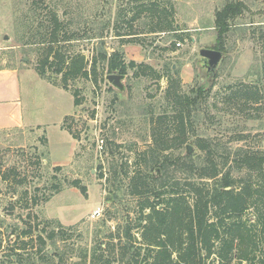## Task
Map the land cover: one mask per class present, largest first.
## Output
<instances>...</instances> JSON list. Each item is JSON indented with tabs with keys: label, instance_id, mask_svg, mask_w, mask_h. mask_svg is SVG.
<instances>
[{
	"label": "rangeland",
	"instance_id": "obj_1",
	"mask_svg": "<svg viewBox=\"0 0 264 264\" xmlns=\"http://www.w3.org/2000/svg\"><path fill=\"white\" fill-rule=\"evenodd\" d=\"M233 1L0 0V69L35 72L42 48L33 44L38 40L33 37L37 23L27 28L25 18L39 15L41 19L52 11L64 18V12L69 11L74 18L73 28L82 38L69 45L70 53H80L90 61L98 55L99 47V40L93 36L102 32L105 36L102 48L108 55L119 51L125 63L143 64L155 72L148 77H136L135 71L129 70L123 75V89L119 90L105 80L108 74L98 66L96 81L90 77L69 84L68 92H77L80 101L76 112L65 121V127L79 139L76 156L69 166L59 169L51 166L47 148L45 157L43 139L36 140L32 135L27 140L17 139L12 132L8 137L0 135V264H16L14 254L21 256L23 264H89L88 258L99 244L108 245L110 253H114L112 258H116L120 247L127 243L123 231L135 223L139 203L144 198L130 196L124 181L117 183V193L110 192L114 184L107 183L106 178L124 162L127 171H132L134 156L151 145V118L165 108L169 110L164 99L168 68L178 71L181 91L196 97L198 105L196 119L189 128L190 140L180 154L185 155L186 146H190L192 151L186 156L195 159L202 155L194 145L197 138L213 144L214 156L219 161L238 147L264 152V102L257 110L227 100L236 87L251 86L258 79L264 49L257 38L260 28H264L259 27L264 25V0H238L245 10L223 38L224 56L210 84L200 75L199 50L218 51L215 14ZM145 4L172 9L173 27L179 29L177 35L147 34L150 27L145 17L130 26L126 21L112 30L118 10L125 9L128 20L129 9L139 10ZM107 21L109 28L105 27ZM131 32L139 33L135 39L138 43L120 46L122 41L116 34ZM175 36H181L183 41ZM62 48L65 52L66 48ZM47 75L46 78L59 83L60 76L51 72ZM38 82L32 86L31 97L35 102L42 97ZM26 99L31 102L28 95ZM60 105L64 113L73 111L70 96L60 100ZM31 109L29 105L26 113ZM241 137L243 141H235ZM73 181L86 188L85 197L71 187ZM55 187L59 188L58 193ZM24 233L31 237H24ZM38 236L44 246H40ZM132 236L137 248L140 245L137 230L132 231ZM111 244L115 245L113 249ZM85 255L88 258L84 262Z\"/></svg>",
	"mask_w": 264,
	"mask_h": 264
},
{
	"label": "trees",
	"instance_id": "obj_2",
	"mask_svg": "<svg viewBox=\"0 0 264 264\" xmlns=\"http://www.w3.org/2000/svg\"><path fill=\"white\" fill-rule=\"evenodd\" d=\"M146 5H142L139 10L129 9L131 16L128 20L125 9L118 10L112 30H117V26L126 21L130 26L145 17L150 27L147 34L177 35L179 29L173 27L172 9L160 4ZM244 10V4L234 0L216 12L218 51H224L223 38ZM25 19L27 28L37 23L33 37L38 40L33 44L42 48L34 70L52 86L68 91L69 84L77 79L87 80L91 77L96 81L98 66L108 75L125 76L129 70H134L136 77L155 74L149 66L125 63L119 51L108 55L102 48L105 38L102 32L93 36V39L99 40V47L98 55L92 56L90 61L80 53H70L69 45L82 38L73 28L74 18L69 11L64 12V18H59L57 11H52L48 17L41 16L40 19L37 15L34 19ZM105 24V27H110L109 21ZM138 34L116 35L122 41L120 46H123L137 44L135 39ZM124 37L129 38L124 40ZM175 37L183 41L181 36ZM257 40L263 50L264 28H260ZM62 46L66 48L65 52ZM262 52L258 79L251 86L236 87L237 90L227 99L229 103L238 101L237 104L261 109L264 102ZM166 71L167 76L164 77L168 87L164 99L169 110L165 108L161 114L151 118V145L134 156L135 168L132 171H127V163L124 162L121 166L117 165L111 176L106 178L107 183L114 184L110 192L117 193V183L124 181L130 196L144 198L139 203L135 223L129 224L123 231L127 243L120 247L116 258H112L114 253H110L108 245L103 247L99 244L89 258L84 256V262L88 258L89 264H264V152L238 147L228 151L225 158L219 161L214 156L213 144L197 138L194 145L202 155L194 159L192 155L180 154L179 151L190 140L189 128L196 119L198 105L196 97L191 98L181 91L178 71H172L171 68ZM48 72L60 76L59 83L46 78ZM71 95L74 107H79L77 92L71 91ZM67 118L62 128L78 141V136L65 127ZM191 134L192 137L196 136L193 130ZM235 141H243V138ZM176 152L178 154L175 156ZM116 168H120V171H116ZM157 170L160 174H157ZM234 174L239 176L235 178ZM99 179H104V174L101 173ZM70 185L86 196V188L80 182L73 181ZM54 189L56 193L59 192V188ZM134 230L140 237L137 248L134 247L135 239L132 236ZM24 235L31 237L26 233ZM37 239L40 246L45 245L40 236ZM110 246L112 249L115 247L113 244ZM13 256L17 259L16 264H23L19 254ZM125 259L126 263L123 262Z\"/></svg>",
	"mask_w": 264,
	"mask_h": 264
},
{
	"label": "crops",
	"instance_id": "obj_3",
	"mask_svg": "<svg viewBox=\"0 0 264 264\" xmlns=\"http://www.w3.org/2000/svg\"><path fill=\"white\" fill-rule=\"evenodd\" d=\"M35 81H39L41 89L38 102L31 97ZM26 95L31 98L30 103ZM68 96L72 99L73 111L64 113L60 100ZM29 105L31 112L26 113ZM75 112L70 92L52 86L32 69H0V135L8 137L12 132L17 139L27 140L31 135L36 140L43 139L45 157L47 148L48 160L54 168L69 166L76 156L79 142L62 128L65 118Z\"/></svg>",
	"mask_w": 264,
	"mask_h": 264
},
{
	"label": "water",
	"instance_id": "obj_4",
	"mask_svg": "<svg viewBox=\"0 0 264 264\" xmlns=\"http://www.w3.org/2000/svg\"><path fill=\"white\" fill-rule=\"evenodd\" d=\"M224 54L220 51L212 50V49H200L199 50V67H200V75L205 77L206 80L210 81L213 79L216 69L218 67L219 62L221 61ZM124 76L122 75H107L105 80L112 85L113 87L122 90L123 85L121 81L123 80ZM192 151V147L186 146V153L185 155H189ZM157 174L159 171L157 170Z\"/></svg>",
	"mask_w": 264,
	"mask_h": 264
},
{
	"label": "built area",
	"instance_id": "obj_5",
	"mask_svg": "<svg viewBox=\"0 0 264 264\" xmlns=\"http://www.w3.org/2000/svg\"><path fill=\"white\" fill-rule=\"evenodd\" d=\"M180 44H177V46H179ZM98 213H95V215H97Z\"/></svg>",
	"mask_w": 264,
	"mask_h": 264
},
{
	"label": "flooded vegetation",
	"instance_id": "obj_6",
	"mask_svg": "<svg viewBox=\"0 0 264 264\" xmlns=\"http://www.w3.org/2000/svg\"><path fill=\"white\" fill-rule=\"evenodd\" d=\"M200 64V63H199ZM200 68V67H199Z\"/></svg>",
	"mask_w": 264,
	"mask_h": 264
}]
</instances>
